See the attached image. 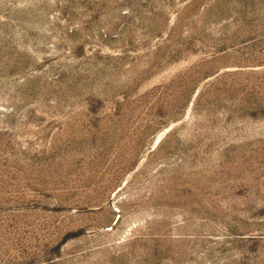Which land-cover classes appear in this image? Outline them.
<instances>
[{
    "label": "rangeland",
    "instance_id": "374dc122",
    "mask_svg": "<svg viewBox=\"0 0 264 264\" xmlns=\"http://www.w3.org/2000/svg\"><path fill=\"white\" fill-rule=\"evenodd\" d=\"M264 0H0V264H264Z\"/></svg>",
    "mask_w": 264,
    "mask_h": 264
},
{
    "label": "bare ground",
    "instance_id": "6f19581e",
    "mask_svg": "<svg viewBox=\"0 0 264 264\" xmlns=\"http://www.w3.org/2000/svg\"><path fill=\"white\" fill-rule=\"evenodd\" d=\"M258 233H262V234H264V231H259Z\"/></svg>",
    "mask_w": 264,
    "mask_h": 264
}]
</instances>
